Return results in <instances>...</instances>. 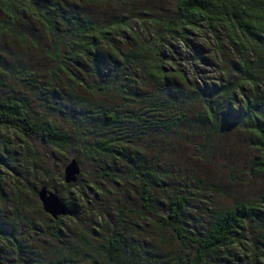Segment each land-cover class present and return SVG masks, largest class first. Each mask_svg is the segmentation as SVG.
<instances>
[{"label": "trees", "instance_id": "16d2710c", "mask_svg": "<svg viewBox=\"0 0 264 264\" xmlns=\"http://www.w3.org/2000/svg\"><path fill=\"white\" fill-rule=\"evenodd\" d=\"M133 1L116 0L122 12L115 13L114 18L104 17L94 23L83 10L106 11L101 8L103 4L113 9L112 0H0V74L6 70V76L13 79L15 86H33L24 81L39 75L41 67L35 59L41 54L43 37L47 38L49 45L44 53L46 63L42 73L49 81L38 84L34 93L45 96L41 104L45 116L61 115L66 108L67 115L80 128L103 117L101 129L93 133L97 136L107 130L105 123L110 128L121 126L117 135L96 142L92 149L97 153L110 152L121 163L133 167L130 174L138 177L140 199L145 207L152 197L157 196L152 190L159 185L161 176L158 156L155 155L154 162L148 163L143 150L154 148L156 152L160 151L163 135L175 130L180 133L181 128L187 130V138L188 133L195 135L199 132L210 146L216 137L221 140L222 130L239 129L242 122H247L249 128L245 133L255 135L256 146L263 156V160L254 165L255 170L264 172V72L250 73L251 68L259 65L257 58L264 51V0H179L176 4L178 19L157 20L144 19L147 12L138 7L143 2L137 5ZM140 27L141 30L147 29L151 39L144 40L138 32ZM223 30L230 46L237 45L247 55V62H243L240 69L242 79L239 73H235L239 77L237 82L223 83L222 79L208 75L200 67L191 69L193 79H190L176 67L173 58L179 53L175 45L188 50L191 48L190 36L209 32L217 37L216 31L222 33ZM240 34L248 39L245 43H242ZM9 40L21 45L22 51L11 50ZM127 42L133 46L128 48ZM215 43L216 64L221 65L220 75L226 76L223 52L220 44ZM253 45L260 46L254 54ZM194 51L196 62L202 68L213 67L205 55L198 53L197 47ZM4 60H8L6 67H3ZM61 84L68 90V103L65 100L51 102L50 95ZM2 88L8 91L0 94V264H84L86 261L97 264L98 257L80 255L81 247H91L87 236H92L95 229L88 228L84 235H78L81 247L71 245L72 250L68 252L66 243L71 236L61 223L76 220L75 210L68 204V199L56 193L72 215L53 221L42 212L37 191L29 190L28 178L18 175L11 167L19 162L17 155L22 156L25 161L22 167L27 175H35L37 160L25 140L27 138H35L57 150L82 140L79 137L73 139L72 135L56 129L44 118H35L33 101L15 95L16 89H8L0 81ZM95 89L109 100L110 110L101 106L93 109V104L76 95L79 90L94 95ZM247 90L251 94L249 98L245 97ZM167 111L171 114L169 117L164 114ZM127 127L132 133H127ZM17 137L24 139L20 151L16 150ZM175 147L178 146H174L172 152ZM131 150L135 154L131 158L133 164L128 156ZM177 156L180 157L179 152ZM75 160L79 163L78 159ZM82 174L80 172L78 182ZM114 177L121 178L119 175ZM59 179L66 191L74 186L64 185L62 175ZM41 186L51 192L52 185L47 179L39 188ZM85 187L91 188V185ZM10 190L12 194H8ZM26 193H30L35 202L29 212L23 207ZM73 193L76 202L87 204L83 192L75 189ZM100 196L96 195L97 198ZM12 202L14 208L9 211L8 204ZM183 210V199L175 195L171 199L167 223L175 233L179 232L175 224L180 222ZM246 223L253 224L254 230L247 232ZM180 237L198 247L191 264H264V213L244 202H237L231 209L220 212L199 238L185 237L181 233ZM108 243L110 247L104 257L106 264H113L120 250L119 243L114 238ZM232 245L235 246L234 252L227 251L223 257L206 260L207 254ZM155 255V263L164 264L162 255ZM78 256L80 259H76ZM172 264H180L178 257L172 259Z\"/></svg>", "mask_w": 264, "mask_h": 264}, {"label": "rangeland", "instance_id": "374dc122", "mask_svg": "<svg viewBox=\"0 0 264 264\" xmlns=\"http://www.w3.org/2000/svg\"><path fill=\"white\" fill-rule=\"evenodd\" d=\"M141 11H146L147 16L144 19H178L176 4L179 0H134L133 3L139 5ZM223 2V0H220ZM112 8L107 4H103L101 9L93 12L90 8H85L83 12L90 22L99 23L104 17H113L115 13L122 12L121 5L116 0L111 2ZM97 6V5H96ZM224 15V13H223ZM225 16V15H224ZM168 17V18H167ZM114 18V17H113ZM112 19V18H109ZM134 26V24H133ZM144 40L151 39V35L146 30H138ZM217 37H213L209 32L197 33L190 36L188 50L183 49L180 45H175L179 55L173 58L176 61V67L189 78L193 79L192 68L200 67L204 69L208 75L214 78L222 79L223 83L227 81L237 82L241 77V65L247 62V55L243 49H239L237 45H231L228 42L224 30L222 33L216 31ZM242 43L246 39L240 34ZM220 44L222 49V62H225L226 76L220 75L221 65H217L216 58L213 54L215 41ZM44 42L40 44L41 54L37 60V64L41 67L38 69L39 75L32 76L24 83L33 86L23 87L15 86L13 79L6 76V70L0 74V81L6 84L8 89H16L15 95L22 96L26 101H33L35 118L46 119L56 129L72 135V138H78L82 141L73 142L68 147L57 150L49 147L35 138H27V144L31 148V153L35 156L37 162L34 163L35 175L29 173L27 175L23 164L25 161L22 156H18L19 162L11 164L13 171L20 176H25L28 180L27 186L29 190H38L41 183L48 180L52 185L50 191L59 194L63 199H68V204L75 210L76 220L61 223L65 231L70 234L71 239L66 243L68 252L72 250L71 245L80 246L78 235H84V231L88 228H94L92 236H87L91 245L89 249L81 247L80 255L85 254L87 258L98 257L97 264H106L104 255L109 250V241L114 238L119 243V253L116 255L113 264H157L155 263V254L162 255L164 264H172V259L178 257L180 264H191L195 258L198 247L187 242L186 238L180 237V233L185 237L199 238L201 233H205L212 219L220 212L231 209L237 202H244L257 208L259 212L264 213V172L255 170V164L263 160L262 152L256 146L255 135L251 132L245 133V129L249 128L247 122L241 123V128H232L222 130L223 136L218 141L215 138L212 145L206 144L205 137H201L200 133L189 134V138L185 137L187 130L180 129L166 133L163 135L160 145V151L156 152L154 148L143 150V156L148 157V163L155 161V155L158 156V169L161 180L159 185L153 187L152 192L157 196L152 197L147 207L140 199L141 187L139 186L138 177L133 176L131 171L133 167L123 164L117 160L114 155L97 153L92 146L99 141H103L105 137L111 139L121 131V126L110 128L105 123V130L99 136L93 133L99 131L103 124L104 118L100 117L85 127H77L78 123L67 115V109H64L61 115L45 116L41 104L45 96L35 95L36 86L49 81L44 76L43 66L46 63L45 52L48 50L49 41L43 37ZM11 50L17 53L22 51L21 45L15 40H9ZM252 43V41H251ZM248 44V43H247ZM253 44V43H252ZM126 46L132 47V43H126ZM199 49L198 53L206 56L213 67L202 68L196 62L197 56L194 48ZM264 48V47H263ZM253 51L260 49L253 45ZM259 65L254 69H250V73L257 74L264 72V51L257 58ZM8 60L3 61V67L7 66ZM230 65V68L228 66ZM239 73V77L238 74ZM191 75V76H190ZM262 79L261 75H258ZM63 89V90H62ZM259 91L262 88H258ZM3 91V93H2ZM8 90L0 89V94L7 93ZM68 90L61 84L56 88V92H52L53 101L66 100ZM245 97H251L250 91L245 92ZM76 95L91 103L92 108L98 106L105 110H110L109 100L98 89L94 90V95H90L83 90H79ZM68 103V102H67ZM53 104L52 107H55ZM136 111L135 109H132ZM163 114V112H162ZM169 117L170 112L164 113ZM165 119V118H164ZM131 128L127 127L128 134L132 133ZM133 131V130H132ZM4 130L1 131L3 134ZM187 138V139H186ZM24 139L17 137L15 139L16 150L20 151ZM183 140H187L184 142ZM149 143V141L147 142ZM170 145L178 146L170 148ZM112 146L109 147L111 151ZM179 148V149H178ZM89 150V152H88ZM178 152L180 157L178 158ZM172 153V155H171ZM129 162L133 164L135 154L133 150L128 153ZM78 159L80 172L83 173L81 180L72 187L71 190H64L60 182L65 165L71 159ZM171 163L173 166H171ZM170 164V165H169ZM10 166V165H9ZM174 167V168H173ZM119 175L117 179L114 176ZM91 188H95L98 192H94ZM77 191L83 192L87 200L86 203L76 202L75 194ZM8 194H12L11 190ZM101 195L99 198L96 195ZM176 195L183 199L184 210L181 220L175 224L178 233L167 223L171 206V199ZM12 198L14 195H10ZM23 207L29 212L30 207L35 206L30 193L24 195ZM67 202V201H66ZM9 211L14 208V204H8ZM26 212V211H25ZM100 216H99V215ZM9 217L11 214H7ZM254 225L246 223L247 232L254 230ZM233 246L221 248L218 252L207 254L206 260H212L224 256L227 251L234 252ZM67 255V254H66ZM69 255L67 256V258ZM80 259V256L76 257ZM161 264V262H159ZM84 264H88L87 261Z\"/></svg>", "mask_w": 264, "mask_h": 264}, {"label": "water", "instance_id": "95a60500", "mask_svg": "<svg viewBox=\"0 0 264 264\" xmlns=\"http://www.w3.org/2000/svg\"><path fill=\"white\" fill-rule=\"evenodd\" d=\"M80 176V166L75 159H71L65 165L62 172L64 185H75ZM37 199L41 205L42 212L48 215L53 221L61 217H70L72 212L56 194L49 192L45 186H41L36 192Z\"/></svg>", "mask_w": 264, "mask_h": 264}]
</instances>
